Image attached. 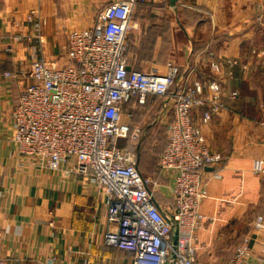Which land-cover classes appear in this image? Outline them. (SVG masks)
I'll use <instances>...</instances> for the list:
<instances>
[{"label":"crops","instance_id":"0c3cea01","mask_svg":"<svg viewBox=\"0 0 264 264\" xmlns=\"http://www.w3.org/2000/svg\"><path fill=\"white\" fill-rule=\"evenodd\" d=\"M111 0H0V263L133 264L131 252L105 241L106 196L88 178L52 170L19 157L12 141V110L32 82L25 73L35 58L62 65L68 34L89 27ZM129 33L144 47L139 69H179L177 87L216 78L227 91V108L201 123L208 145L221 161L203 169L209 197L199 230L200 264H229L235 247L251 237V264H263L264 232L253 222L264 214V0H144ZM31 10L41 16L36 38ZM150 52L152 54H150ZM139 59L137 56L135 61ZM235 61V62H234ZM218 63L219 72L212 64ZM134 67V66H133ZM16 73L6 77L5 72ZM22 73V74H20ZM160 116L165 114L161 109ZM160 117V118H161ZM133 129H139L130 122ZM168 206L173 198L162 183Z\"/></svg>","mask_w":264,"mask_h":264},{"label":"built area","instance_id":"2783aa9c","mask_svg":"<svg viewBox=\"0 0 264 264\" xmlns=\"http://www.w3.org/2000/svg\"><path fill=\"white\" fill-rule=\"evenodd\" d=\"M139 2L144 0H111L89 27L71 30L62 65L43 57L31 62L22 73L32 82L12 110V141L19 157L32 164L65 168L95 184L108 202L106 244L131 252L133 264H200L198 232L206 218L201 206L209 197L203 169L221 161L201 123L225 110L226 100L237 98L238 92L227 91L216 78L177 87L180 69L171 62L166 72L131 68L128 36ZM27 20L40 38L39 12L31 10ZM211 66L214 72L221 70L218 63ZM148 94L162 97L164 112L173 113L160 158L161 174L171 181L164 184L173 198L168 206L160 205L154 195L163 184L146 178L137 167L131 139L140 130L125 117V103L133 96L144 103ZM119 139L128 142L119 146ZM254 173L264 175V158L256 162ZM253 227L264 232V214L255 218ZM250 244L251 237L245 235L229 264H251Z\"/></svg>","mask_w":264,"mask_h":264},{"label":"rangeland","instance_id":"374dc122","mask_svg":"<svg viewBox=\"0 0 264 264\" xmlns=\"http://www.w3.org/2000/svg\"><path fill=\"white\" fill-rule=\"evenodd\" d=\"M130 56L133 58L132 53H130ZM124 110L126 119L131 121V111L126 109L125 107ZM160 117L161 116L159 114L157 116L156 121L153 123L152 118L149 117V115L143 113L142 111H139V109H136V112L134 114L135 126L140 128V132L137 138H133L131 140L135 145V151L136 154H138L137 156L141 154V165L143 168V172L146 174V178L154 179L158 156L162 151L165 142L168 139V125L170 123L169 113L167 112L163 114V117ZM126 142L128 141L124 139H119L118 145L123 146L126 144ZM157 193H161V190L155 188V194Z\"/></svg>","mask_w":264,"mask_h":264},{"label":"trees","instance_id":"16d2710c","mask_svg":"<svg viewBox=\"0 0 264 264\" xmlns=\"http://www.w3.org/2000/svg\"><path fill=\"white\" fill-rule=\"evenodd\" d=\"M143 4H145V3L144 2H139L137 6H140V5H143ZM128 37L129 38H128V51H127V53H128V56H129V65L133 69L143 70V69H139L138 68L139 67V62H140V59L142 58V56L144 54L149 53V52L147 50H145L144 47L142 48V46L140 47V49H137L134 46V44H132V42H133L132 39H131L132 36L131 37L128 36ZM130 53H132L133 58L130 56ZM150 54H152V53L150 52ZM136 56L139 58V59H137V61H135ZM175 88H176V86H173L172 90L175 89ZM124 107L131 111V114H132L131 122L132 123H135L134 122V114L136 112V109H139V111H142L143 113L149 115V117L152 118V121L154 123L156 121V119H157V116L162 111L161 109L163 108V98L158 96V95L148 94L147 97H146L145 102L144 103H140L139 102V97L138 96H133L125 103ZM168 113H169V120L171 122L172 119H173V113H172V111H169ZM168 141H169V134H168V139L165 142L164 147H163L162 151L160 152V154L158 156V160L156 162V170H155V174H154L155 177L154 178L157 179L161 183L166 182V178L163 177L162 174H161L160 158H161V155L163 154V152L166 149ZM140 155L141 154H139V156H137V167H138L139 171L141 172V174L143 176H145L146 174L143 172V168H142V165H141L142 158H140ZM154 195H155L156 201L161 205L163 203V201L165 200L164 196L161 193H157V194H154Z\"/></svg>","mask_w":264,"mask_h":264},{"label":"water","instance_id":"95a60500","mask_svg":"<svg viewBox=\"0 0 264 264\" xmlns=\"http://www.w3.org/2000/svg\"><path fill=\"white\" fill-rule=\"evenodd\" d=\"M172 4L175 2V1H177V0H169ZM173 244L176 246V244H177V231L175 230V233H174V235H173ZM174 255L172 254V257H173Z\"/></svg>","mask_w":264,"mask_h":264}]
</instances>
